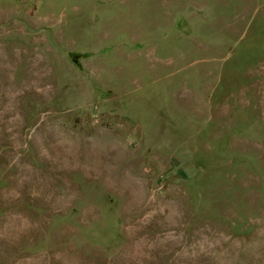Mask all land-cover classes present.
Wrapping results in <instances>:
<instances>
[{"label": "rangeland", "instance_id": "374dc122", "mask_svg": "<svg viewBox=\"0 0 264 264\" xmlns=\"http://www.w3.org/2000/svg\"><path fill=\"white\" fill-rule=\"evenodd\" d=\"M0 264H264V0H0Z\"/></svg>", "mask_w": 264, "mask_h": 264}]
</instances>
